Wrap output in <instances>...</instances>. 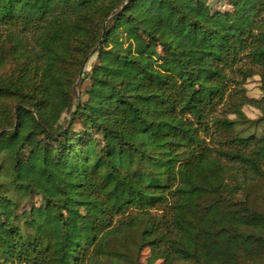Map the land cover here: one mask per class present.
<instances>
[{"label":"trees","instance_id":"obj_1","mask_svg":"<svg viewBox=\"0 0 264 264\" xmlns=\"http://www.w3.org/2000/svg\"><path fill=\"white\" fill-rule=\"evenodd\" d=\"M230 1L0 0V264H264L230 197L264 180V0Z\"/></svg>","mask_w":264,"mask_h":264},{"label":"rangeland","instance_id":"obj_2","mask_svg":"<svg viewBox=\"0 0 264 264\" xmlns=\"http://www.w3.org/2000/svg\"><path fill=\"white\" fill-rule=\"evenodd\" d=\"M208 6L213 11H225V10H231L232 4L230 0H207ZM92 54V53H91ZM96 62V54L90 55L89 59L87 60L84 70L86 72H89L92 65ZM88 79H77L74 86H73V95H72V104L70 108L64 112L59 122L65 123L70 117L72 112L74 111L75 104L78 99L85 100L86 96L84 94V90L86 85L88 84ZM245 89V93L250 98H260L261 97V91H260V82L258 75L254 74L250 77H248L243 85ZM242 111L244 112L245 116L249 120H256L260 116V112L257 108L250 106V105H244L242 107ZM227 117L233 119L235 118L232 114H226ZM235 131H237L240 135L248 134L251 132H257L260 133V125L259 124H253L250 122H244L239 123L235 125ZM74 129L80 130L81 129V123L80 119H76L74 122ZM218 146V145H216ZM236 173H226V182L229 184V186L233 185L236 180ZM247 194L248 200L250 202V205L254 208H257L259 210L264 211V180H258L252 183V185H249L246 190H238L235 194L231 195L230 197L233 198V200H242L244 199L245 195ZM34 204H40L41 200L39 196H35L33 198ZM30 205V202L25 201L21 204L22 209H27ZM149 249L145 248L142 250L140 262L139 264H148L147 257H149ZM153 264H163L161 260L154 262ZM174 264H193L191 262H175Z\"/></svg>","mask_w":264,"mask_h":264}]
</instances>
